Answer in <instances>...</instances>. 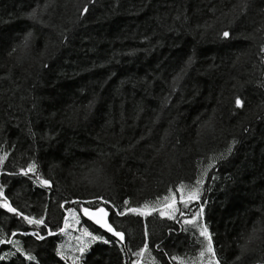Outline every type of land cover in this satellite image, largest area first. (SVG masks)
<instances>
[{"label": "trees", "instance_id": "16d2710c", "mask_svg": "<svg viewBox=\"0 0 264 264\" xmlns=\"http://www.w3.org/2000/svg\"><path fill=\"white\" fill-rule=\"evenodd\" d=\"M262 45L264 0H0V203L47 225L0 207V264H208L183 223L201 204L220 264H264ZM29 162L36 173L24 176ZM197 179L183 217L126 212L160 209ZM96 197L123 243L84 218Z\"/></svg>", "mask_w": 264, "mask_h": 264}, {"label": "snow or ice", "instance_id": "6c2138e0", "mask_svg": "<svg viewBox=\"0 0 264 264\" xmlns=\"http://www.w3.org/2000/svg\"><path fill=\"white\" fill-rule=\"evenodd\" d=\"M89 2H91V0H89ZM88 10H89L88 4H85L78 11L80 12L81 15H84L88 12ZM27 17L34 22L37 21V10L32 9L29 13H27ZM221 35L224 38H229L230 33L229 31L225 30L221 33ZM32 37H33V33L31 31H28L27 33H25V35L23 36V48L27 49L29 47ZM12 51L15 52L16 49L14 48ZM260 51L264 52V45L261 46ZM234 104L236 108L241 109L244 106V101L241 99V97L236 96L234 99ZM227 151L231 152V146H229ZM6 155L7 153H5L4 156H0V163L3 162ZM214 163L215 161L213 160L209 164V167H211L212 164ZM20 172L24 176H27L29 173H36L35 162H29L26 167L20 169ZM36 179L41 185L50 186V181L48 179H44L39 175L36 176ZM201 184H203V180L197 179L195 181V185L187 192V195H185V190L183 187H177L175 189V192H173V194L170 197L169 196L164 197L165 203L161 206L160 209H157L155 207L150 208L148 204H144L141 206L144 209L143 211H141L140 208L129 207L126 209V212H130V213L139 212L140 215H150L152 212L159 211V214L162 217L167 216L169 219H175L177 214L183 217L186 215V213L182 209L178 208L177 205L181 204L183 205L184 209H187L188 206L192 204L194 201H198L200 199V185ZM176 193H179L178 199H177ZM2 196H3V190L2 188H0V197ZM95 200L99 201L101 206H97L94 209L85 206V207H82L80 211H82L83 215L86 216L89 220L94 221L95 225H98L100 229L106 230L107 233H111L112 236L117 237L120 241H123L124 233L116 230L113 224L109 222L108 217H109V213L111 209H108L102 206V205H107L110 202L104 200L103 197H96ZM87 203L92 204L93 201H88ZM123 203L127 205L129 202L128 200H124ZM0 207L6 208L7 211L10 213H15L16 215L21 216L23 220L27 221V223L30 225H37V226L42 225L45 228L47 227L42 217L39 219H35L31 216L24 215L23 212H19L16 208L12 207V205L8 203L7 198L4 199L3 203H0ZM61 207H63V205H61ZM69 212H72L73 219L76 220L77 223H79V219L75 215V210L69 209ZM203 213H204V207H203V204H201L197 208V210L191 215L190 218L184 219L183 223L188 224V225H193L194 227H196L199 231V236L202 237L203 240L206 242L204 247L201 248L199 255L203 257L205 253H207L210 257L208 264H220V261L216 258L215 250L213 248L211 233L209 232V229L206 224L200 223V220L203 217ZM113 214L123 216L125 215V211L117 210ZM65 227H67V219H65ZM59 231L64 232L65 229L61 228L59 229ZM48 234L51 235L52 234L51 231H49ZM13 235H15V233H13ZM31 235L34 236L37 240H43L45 238L43 235H40L38 232H33ZM82 236L88 237L89 242L96 241V240L103 241L106 244L110 242L109 240L105 239L103 235H94L93 232H90L88 230V228L82 229ZM76 239L81 240V237H77ZM0 243H4V240L0 239ZM87 246H88L87 243L81 242V245L77 249V251L83 254L85 250L87 249ZM16 250L17 252H20L22 255H25V253L23 252L21 248L17 247ZM146 251H147V244H145V246L139 250L137 255L143 256V254ZM56 253L58 256H61L62 259L65 258L59 248L56 249ZM25 258L28 260L35 259V257L32 256L31 253H27L25 255ZM78 259L79 257L73 258L74 264H75V261ZM173 259H177V257H173ZM134 264H140V262L136 261L134 262Z\"/></svg>", "mask_w": 264, "mask_h": 264}, {"label": "rangeland", "instance_id": "374dc122", "mask_svg": "<svg viewBox=\"0 0 264 264\" xmlns=\"http://www.w3.org/2000/svg\"><path fill=\"white\" fill-rule=\"evenodd\" d=\"M67 225L70 227H73L76 225V221L73 219V214H68V220H67ZM71 259V258H70ZM72 259H71V263H72Z\"/></svg>", "mask_w": 264, "mask_h": 264}, {"label": "water", "instance_id": "95a60500", "mask_svg": "<svg viewBox=\"0 0 264 264\" xmlns=\"http://www.w3.org/2000/svg\"><path fill=\"white\" fill-rule=\"evenodd\" d=\"M82 214H83V213H82ZM83 216H84V215H83ZM84 218H85L87 221H89L90 223H92L94 226H96L97 228H99L98 225H95L94 221L89 220L86 216H84ZM99 229H100V228H99ZM100 230H102L104 233L108 234L109 236L113 237L114 239L118 240L120 243H123V241H120L117 237L112 236L111 233H107L106 230H104V229H100Z\"/></svg>", "mask_w": 264, "mask_h": 264}]
</instances>
